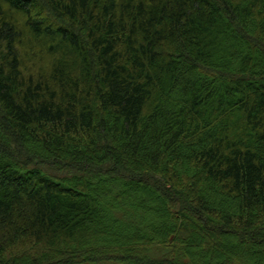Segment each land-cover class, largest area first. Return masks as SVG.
Instances as JSON below:
<instances>
[{
  "label": "trees",
  "instance_id": "16d2710c",
  "mask_svg": "<svg viewBox=\"0 0 264 264\" xmlns=\"http://www.w3.org/2000/svg\"><path fill=\"white\" fill-rule=\"evenodd\" d=\"M0 264H264V0H0Z\"/></svg>",
  "mask_w": 264,
  "mask_h": 264
},
{
  "label": "rangeland",
  "instance_id": "374dc122",
  "mask_svg": "<svg viewBox=\"0 0 264 264\" xmlns=\"http://www.w3.org/2000/svg\"><path fill=\"white\" fill-rule=\"evenodd\" d=\"M231 246L235 247L234 244H232Z\"/></svg>",
  "mask_w": 264,
  "mask_h": 264
}]
</instances>
